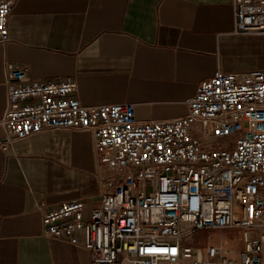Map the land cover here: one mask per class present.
Returning <instances> with one entry per match:
<instances>
[{
	"label": "built area",
	"instance_id": "1",
	"mask_svg": "<svg viewBox=\"0 0 264 264\" xmlns=\"http://www.w3.org/2000/svg\"><path fill=\"white\" fill-rule=\"evenodd\" d=\"M14 4L0 0L2 46ZM232 6L236 33L264 35V0ZM5 87L3 150L54 129L94 144L98 204L84 218L83 202H62L45 236L81 245L90 264H264V69L217 70L183 116L144 123L132 103L84 106L75 81L31 82L13 63Z\"/></svg>",
	"mask_w": 264,
	"mask_h": 264
},
{
	"label": "crops",
	"instance_id": "2",
	"mask_svg": "<svg viewBox=\"0 0 264 264\" xmlns=\"http://www.w3.org/2000/svg\"><path fill=\"white\" fill-rule=\"evenodd\" d=\"M9 31L0 117L8 63L31 82L75 81L84 106L132 103L141 123L183 116L217 70L264 69V35L234 31L232 0H15ZM2 141L0 126V264H90L86 249L45 236L42 222L65 201L83 202L84 218L98 204L90 133L43 130L7 150Z\"/></svg>",
	"mask_w": 264,
	"mask_h": 264
},
{
	"label": "rangeland",
	"instance_id": "3",
	"mask_svg": "<svg viewBox=\"0 0 264 264\" xmlns=\"http://www.w3.org/2000/svg\"><path fill=\"white\" fill-rule=\"evenodd\" d=\"M219 234V232L218 233H216V235H215V239L214 240H212L211 242H216L217 240H218V235ZM222 234L226 237V239L228 240L229 238H227V232H222Z\"/></svg>",
	"mask_w": 264,
	"mask_h": 264
},
{
	"label": "bare ground",
	"instance_id": "4",
	"mask_svg": "<svg viewBox=\"0 0 264 264\" xmlns=\"http://www.w3.org/2000/svg\"><path fill=\"white\" fill-rule=\"evenodd\" d=\"M242 240H243V239H242ZM242 245H243V242L240 241V242H239V246H238V248L242 247Z\"/></svg>",
	"mask_w": 264,
	"mask_h": 264
}]
</instances>
